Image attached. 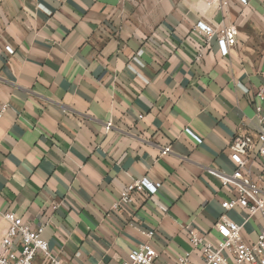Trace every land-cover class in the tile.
Masks as SVG:
<instances>
[{"label": "crops", "instance_id": "1", "mask_svg": "<svg viewBox=\"0 0 264 264\" xmlns=\"http://www.w3.org/2000/svg\"><path fill=\"white\" fill-rule=\"evenodd\" d=\"M200 21L236 25L237 43L223 54ZM262 88L264 0H0V239L12 212L63 264H121L145 242L157 264H203L190 233L221 239L225 213L254 241L264 217L227 209L223 178L234 137L261 125ZM249 167L264 197V158ZM145 176L157 192L114 208Z\"/></svg>", "mask_w": 264, "mask_h": 264}, {"label": "built area", "instance_id": "2", "mask_svg": "<svg viewBox=\"0 0 264 264\" xmlns=\"http://www.w3.org/2000/svg\"><path fill=\"white\" fill-rule=\"evenodd\" d=\"M239 1L246 3V0ZM218 3L226 5L227 0H218ZM194 31L204 35L206 42L216 38L223 54H227L230 47L237 43L239 33L238 27L234 24L218 25L213 28L201 21L195 25ZM7 52L12 54L14 49L7 47ZM258 95H264V88ZM7 106V103L0 102V117L6 112ZM261 110L258 106L257 111ZM263 121L264 116L255 135L238 133L234 137L230 150L231 158L237 167L232 175H225L223 178V184L234 183L237 189L234 198L227 202V209L243 207L248 211L249 217L256 213H261L264 217V197L261 195L263 188L253 180L249 167L253 155L264 158ZM112 127L111 121L106 123L107 130ZM187 131L198 142L201 141L200 137L194 135L189 129ZM170 152V145L161 147V155H167ZM161 185V182L154 181L148 176L134 179L121 192L114 208L132 204L136 193L154 194ZM54 207L57 208V205ZM4 218L7 227L0 239V264H35L38 256H41L43 264H63L43 237L44 226L33 228L12 212L5 213ZM216 225L225 230L223 237L217 241H212L207 236H201L196 232L190 233L192 245L201 250L203 264H264V222L258 237L250 243L246 242L242 236L243 225L231 220L225 213L220 216ZM145 234L152 238L154 231L150 230ZM157 258L158 253L152 244L145 242L132 250L121 264H157ZM180 263L190 264L187 258L180 259Z\"/></svg>", "mask_w": 264, "mask_h": 264}, {"label": "rangeland", "instance_id": "3", "mask_svg": "<svg viewBox=\"0 0 264 264\" xmlns=\"http://www.w3.org/2000/svg\"><path fill=\"white\" fill-rule=\"evenodd\" d=\"M2 220L0 219V235L2 234V231H1V229H2Z\"/></svg>", "mask_w": 264, "mask_h": 264}]
</instances>
